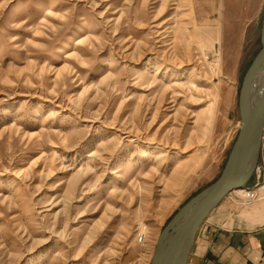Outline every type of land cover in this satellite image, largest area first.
<instances>
[{
	"label": "rangeland",
	"instance_id": "obj_1",
	"mask_svg": "<svg viewBox=\"0 0 264 264\" xmlns=\"http://www.w3.org/2000/svg\"><path fill=\"white\" fill-rule=\"evenodd\" d=\"M263 29L264 0H0V264H150L224 169ZM256 179L220 206L264 218Z\"/></svg>",
	"mask_w": 264,
	"mask_h": 264
},
{
	"label": "water",
	"instance_id": "obj_2",
	"mask_svg": "<svg viewBox=\"0 0 264 264\" xmlns=\"http://www.w3.org/2000/svg\"><path fill=\"white\" fill-rule=\"evenodd\" d=\"M263 48L247 71L239 97L241 127L220 177L192 197L160 233L150 264H189L197 236L211 213L254 175L264 150Z\"/></svg>",
	"mask_w": 264,
	"mask_h": 264
},
{
	"label": "crops",
	"instance_id": "obj_3",
	"mask_svg": "<svg viewBox=\"0 0 264 264\" xmlns=\"http://www.w3.org/2000/svg\"><path fill=\"white\" fill-rule=\"evenodd\" d=\"M259 162L264 169V150ZM256 178L254 174L247 189ZM189 264H264L262 214L250 217L229 213L227 206L215 209L197 236Z\"/></svg>",
	"mask_w": 264,
	"mask_h": 264
},
{
	"label": "built area",
	"instance_id": "obj_4",
	"mask_svg": "<svg viewBox=\"0 0 264 264\" xmlns=\"http://www.w3.org/2000/svg\"><path fill=\"white\" fill-rule=\"evenodd\" d=\"M256 176H257V178H258V182L260 183L261 181H263L264 182V169H263V166L262 165H257L256 166V169H255V173H254ZM259 184H257V186H258ZM250 189V188H249ZM249 189H247L246 188V191H250ZM244 191H245V189H244ZM250 193L251 192H248V197H250L251 195H250ZM231 194H229L228 195V197L230 196ZM141 241H142V239H141Z\"/></svg>",
	"mask_w": 264,
	"mask_h": 264
},
{
	"label": "bare ground",
	"instance_id": "obj_5",
	"mask_svg": "<svg viewBox=\"0 0 264 264\" xmlns=\"http://www.w3.org/2000/svg\"><path fill=\"white\" fill-rule=\"evenodd\" d=\"M48 13H52V11L50 10ZM68 47V45L66 46ZM64 51V49L62 50ZM263 79V82H264V77L262 78ZM243 189V188H242ZM237 191H242L241 189L237 190ZM157 242H155V245H156ZM155 245H153L154 247L152 248V253H154V249H155Z\"/></svg>",
	"mask_w": 264,
	"mask_h": 264
}]
</instances>
